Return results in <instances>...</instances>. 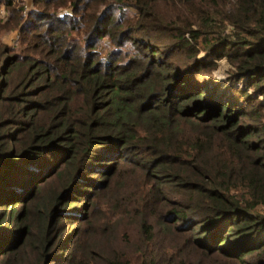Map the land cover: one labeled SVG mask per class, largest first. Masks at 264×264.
<instances>
[{
	"label": "trees",
	"instance_id": "trees-1",
	"mask_svg": "<svg viewBox=\"0 0 264 264\" xmlns=\"http://www.w3.org/2000/svg\"><path fill=\"white\" fill-rule=\"evenodd\" d=\"M14 1L0 264H264V0Z\"/></svg>",
	"mask_w": 264,
	"mask_h": 264
},
{
	"label": "rangeland",
	"instance_id": "rangeland-1",
	"mask_svg": "<svg viewBox=\"0 0 264 264\" xmlns=\"http://www.w3.org/2000/svg\"><path fill=\"white\" fill-rule=\"evenodd\" d=\"M17 4L15 5L16 8L23 7V13L26 14L30 8H32V2L31 0H15ZM5 12V7L3 4L0 5V17H6L7 15L4 13ZM17 31H10L7 32L2 36V42L7 45L13 46L15 39L18 37ZM15 48H18L17 45L14 46ZM202 53V52H201ZM200 53V54H201ZM218 68L215 70V74L219 77H225L227 76V71L229 69V64L225 59L220 60Z\"/></svg>",
	"mask_w": 264,
	"mask_h": 264
}]
</instances>
